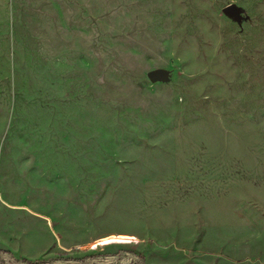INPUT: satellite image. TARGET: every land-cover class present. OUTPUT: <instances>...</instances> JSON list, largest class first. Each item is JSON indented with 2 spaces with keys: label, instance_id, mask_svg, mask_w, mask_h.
<instances>
[{
  "label": "rangeland",
  "instance_id": "rangeland-1",
  "mask_svg": "<svg viewBox=\"0 0 264 264\" xmlns=\"http://www.w3.org/2000/svg\"><path fill=\"white\" fill-rule=\"evenodd\" d=\"M0 246L264 264V0H0Z\"/></svg>",
  "mask_w": 264,
  "mask_h": 264
},
{
  "label": "built area",
  "instance_id": "built-area-1",
  "mask_svg": "<svg viewBox=\"0 0 264 264\" xmlns=\"http://www.w3.org/2000/svg\"><path fill=\"white\" fill-rule=\"evenodd\" d=\"M0 264H19V263H15L14 260L11 257H9L8 254L2 255L0 253Z\"/></svg>",
  "mask_w": 264,
  "mask_h": 264
},
{
  "label": "water",
  "instance_id": "water-1",
  "mask_svg": "<svg viewBox=\"0 0 264 264\" xmlns=\"http://www.w3.org/2000/svg\"><path fill=\"white\" fill-rule=\"evenodd\" d=\"M227 10L230 11V12H233V11H236V7L233 6V5H230V6L227 7ZM158 75H159L158 72H157V73H152V74H151V77H152V78H155V77H157Z\"/></svg>",
  "mask_w": 264,
  "mask_h": 264
},
{
  "label": "crops",
  "instance_id": "crops-1",
  "mask_svg": "<svg viewBox=\"0 0 264 264\" xmlns=\"http://www.w3.org/2000/svg\"><path fill=\"white\" fill-rule=\"evenodd\" d=\"M0 250H4V251H8V252H11L10 250H9V248H2L1 246H0Z\"/></svg>",
  "mask_w": 264,
  "mask_h": 264
}]
</instances>
